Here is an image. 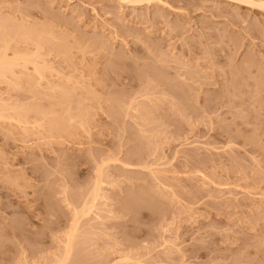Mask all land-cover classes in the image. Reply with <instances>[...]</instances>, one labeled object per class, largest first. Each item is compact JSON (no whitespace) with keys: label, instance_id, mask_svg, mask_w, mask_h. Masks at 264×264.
<instances>
[{"label":"rangeland","instance_id":"obj_1","mask_svg":"<svg viewBox=\"0 0 264 264\" xmlns=\"http://www.w3.org/2000/svg\"><path fill=\"white\" fill-rule=\"evenodd\" d=\"M0 22L51 68L0 80V264H264V0H0Z\"/></svg>","mask_w":264,"mask_h":264},{"label":"bare ground","instance_id":"obj_2","mask_svg":"<svg viewBox=\"0 0 264 264\" xmlns=\"http://www.w3.org/2000/svg\"><path fill=\"white\" fill-rule=\"evenodd\" d=\"M126 1H130V2H134V1H139V3H140V1H144V2H149V1H154V0H126ZM156 1V0H155ZM259 5V4H258ZM0 23H2V22H0ZM4 23V22H3ZM2 25H4V24H2ZM5 26V25H4ZM31 27V26H30ZM0 28H3L2 30H3V34L2 33H0V36H1V38H2V49H3V51L0 53V80H4V79H8V77H13V76H15L16 77V72H21L20 70H22L23 68H27V65H31L32 67H33V70L35 71V72H37V73H39V75L40 76H43V74H44V72H45V69H46V71H47V69H49L50 68V66H47V64L46 65H44V63H41V62H43L42 60H41V56H40V54H38L37 53V51H36V53L34 54V53H29V52H25V51H22V50H17L16 48L18 47L19 48V46H16V47H14V49L13 48H11V46L9 47V44H11L9 41H8V39L10 38L11 40H12V38L14 37V36H12L11 34H9L8 32L11 30H9L8 29V27H6L5 26V28H6V30H9V31H4L5 29H4V27H1L0 26ZM17 32H15V31H13V32H15L16 34L17 33H19V30L17 29L16 30ZM10 32H12V31H10ZM30 31L28 30V29H23V28H21V32L18 34L19 36H17L18 38H20L21 40L23 39V41H27V40H29L30 39V37L29 36H31V35H29L30 33H29ZM2 34V35H1ZM8 35H9V38H8ZM12 36V38H11V36ZM13 35H15V34H13ZM16 38V37H15ZM32 38V37H31ZM14 39V38H13ZM20 39L18 40V41H20ZM31 40V39H30ZM17 41V40H16ZM9 43V44H8ZM15 43H18V42H15ZM38 44V47H40L39 45V43H37ZM13 46V45H12ZM8 48H10V49H13L12 50V54L14 55L12 58H9L8 56H6L7 54L5 53V51H7L8 50ZM21 48V47H20ZM6 57H8V58H6ZM44 60V59H43ZM45 61V60H44ZM51 69V68H50ZM1 106V105H0ZM2 106H4V103H3V105ZM5 108V107H4ZM1 109H3V108H1ZM37 110V109H36ZM4 111V110H3ZM0 112H2L1 110H0ZM37 112H38V110H37ZM39 112H42L41 110L39 111ZM0 115H1V113H0ZM56 120H57V118H55ZM69 119H70V117H69ZM51 120V122L53 121V119L51 118L50 119ZM58 121H59V119H58ZM53 123H55V121L53 122ZM50 124V123H49ZM59 124V123H58ZM57 124H55V126H56ZM50 126H53V125H50ZM68 129V128H67ZM92 196H91V202H89V204H87V205H89V207H88V209L90 208V204H92L93 206H94V201H95V199H96V197H98V193L96 194V191H95V193H93L92 192ZM97 200V199H96ZM92 207V206H91ZM89 211V210H88ZM88 211H86V212H88ZM85 212V213H86ZM84 213V214H85ZM67 249V250H66ZM65 252H64V255H62L61 256V258H60V261H59V263L58 264H62L67 258H68V256L70 255V250L71 249H69L68 250V247H66L65 248ZM82 262V261H81ZM85 263V262H84ZM75 264H78V263H75ZM83 264V263H82ZM87 264V263H86Z\"/></svg>","mask_w":264,"mask_h":264}]
</instances>
